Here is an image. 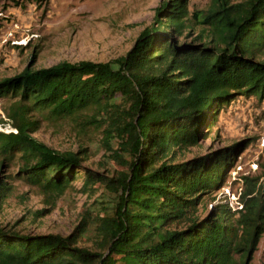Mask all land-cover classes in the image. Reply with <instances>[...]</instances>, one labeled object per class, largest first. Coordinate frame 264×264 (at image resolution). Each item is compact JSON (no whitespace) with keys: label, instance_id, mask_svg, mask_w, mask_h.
Listing matches in <instances>:
<instances>
[{"label":"trees","instance_id":"1","mask_svg":"<svg viewBox=\"0 0 264 264\" xmlns=\"http://www.w3.org/2000/svg\"><path fill=\"white\" fill-rule=\"evenodd\" d=\"M189 3L162 0L154 23L113 60L28 65L0 80L16 128L0 130V210L13 189L1 175L8 160L18 157L20 175L51 202L83 176L94 193L104 187L93 224L108 250L78 245L87 226L69 236L0 226V264H250L264 235V164L244 175L241 209L219 202L201 216L246 141L186 161L175 155L199 145L238 97L264 99V0H211L193 12ZM197 26L194 42L180 40ZM36 112L104 128L107 154L124 168L102 176L84 168V153L38 140Z\"/></svg>","mask_w":264,"mask_h":264},{"label":"rangeland","instance_id":"2","mask_svg":"<svg viewBox=\"0 0 264 264\" xmlns=\"http://www.w3.org/2000/svg\"><path fill=\"white\" fill-rule=\"evenodd\" d=\"M162 0H0V80L20 73L25 67L45 68L60 61L92 60L107 62L125 55L140 33L155 21ZM211 0H190V10L209 7ZM201 27L180 40L194 42ZM9 98L0 99V130L16 128L7 116ZM40 120L33 133L38 140L61 150L82 152L84 168L102 176H115L124 166L107 154L104 128L87 125L83 117L54 119L44 112L34 113ZM2 120H6L3 124ZM246 141L238 150L235 165L225 185L205 195L198 213L208 215L213 205L230 201L240 191L241 174L260 175L264 164V99L240 96L221 112L217 125L199 145L178 151L175 161L206 156ZM237 148V147H236ZM235 148V149H236ZM253 164L257 165L253 169ZM236 166V167H235ZM241 167L238 174L234 173ZM18 157L6 161L2 177L13 185L0 210V226L22 234L80 235L78 245L108 253L99 243L93 224L94 210L104 191L94 193L82 176L61 197L50 201L21 173ZM233 171V172H232ZM245 172H249L244 174ZM236 178V179H235ZM264 179V176L261 180ZM250 264H264V235Z\"/></svg>","mask_w":264,"mask_h":264},{"label":"built area","instance_id":"3","mask_svg":"<svg viewBox=\"0 0 264 264\" xmlns=\"http://www.w3.org/2000/svg\"><path fill=\"white\" fill-rule=\"evenodd\" d=\"M263 145H264V142H263ZM236 167V166H235ZM253 169H256L257 168V165L256 164H253ZM241 167L237 166V169H234V173L235 174H238L240 171H241ZM232 171V172H233ZM249 172H245L244 174H247ZM239 177V180L241 182H243V175L241 174ZM236 179V178H235ZM241 192H242V185H241V188H240V191L238 193H233V194H230V205L233 209H241L243 207L241 201H240V196H241Z\"/></svg>","mask_w":264,"mask_h":264}]
</instances>
